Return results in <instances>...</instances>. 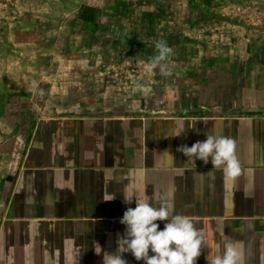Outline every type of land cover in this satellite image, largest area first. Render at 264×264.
Segmentation results:
<instances>
[{
	"label": "crops",
	"instance_id": "obj_1",
	"mask_svg": "<svg viewBox=\"0 0 264 264\" xmlns=\"http://www.w3.org/2000/svg\"><path fill=\"white\" fill-rule=\"evenodd\" d=\"M199 55L195 78H174L141 102L83 111L61 97L32 100L8 152L0 151L9 164L0 179V264H103L135 198L158 206L162 194L205 236L196 264L237 240L245 264H264V62L246 60L245 72L235 56L206 48ZM209 132L236 141L242 174L235 181L177 151ZM157 223L162 230L166 221ZM124 258L144 264L131 253Z\"/></svg>",
	"mask_w": 264,
	"mask_h": 264
},
{
	"label": "rangeland",
	"instance_id": "obj_2",
	"mask_svg": "<svg viewBox=\"0 0 264 264\" xmlns=\"http://www.w3.org/2000/svg\"><path fill=\"white\" fill-rule=\"evenodd\" d=\"M160 39L173 48L166 77L150 63ZM205 48L240 58L245 72L246 60L264 62V0H0V151L34 101L89 111L151 99L195 78ZM8 168L0 153V179Z\"/></svg>",
	"mask_w": 264,
	"mask_h": 264
},
{
	"label": "clouds",
	"instance_id": "obj_3",
	"mask_svg": "<svg viewBox=\"0 0 264 264\" xmlns=\"http://www.w3.org/2000/svg\"><path fill=\"white\" fill-rule=\"evenodd\" d=\"M155 54L150 63L160 66L163 76L170 75L167 65L173 55V48L166 40L155 42ZM146 92L145 83H137L134 91ZM206 140L197 141L190 147L181 145L178 152L188 159L201 160L205 165L211 162L213 170H222L226 181H235L242 174L241 162L236 154V141L228 136L206 133ZM133 197L124 196V203L131 204ZM136 207H129L124 212L120 223L125 225V232L118 236L115 252H104L103 264H128L125 253H131L137 261L144 264H196L206 239L196 227L192 217L173 214V205L167 194H162L160 203L149 202L146 196L135 198ZM157 221H166L161 230ZM98 244V243H97ZM95 245V252L100 255L103 249ZM150 252L152 253L150 255ZM209 264H245L243 241L227 242L222 254L207 257Z\"/></svg>",
	"mask_w": 264,
	"mask_h": 264
}]
</instances>
